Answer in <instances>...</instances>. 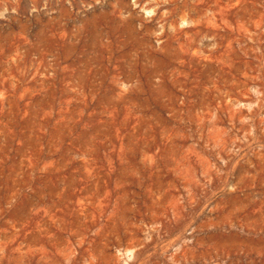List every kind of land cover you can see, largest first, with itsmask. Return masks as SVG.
Wrapping results in <instances>:
<instances>
[{
    "label": "rangeland",
    "instance_id": "rangeland-1",
    "mask_svg": "<svg viewBox=\"0 0 264 264\" xmlns=\"http://www.w3.org/2000/svg\"><path fill=\"white\" fill-rule=\"evenodd\" d=\"M0 264H264V0H0Z\"/></svg>",
    "mask_w": 264,
    "mask_h": 264
}]
</instances>
